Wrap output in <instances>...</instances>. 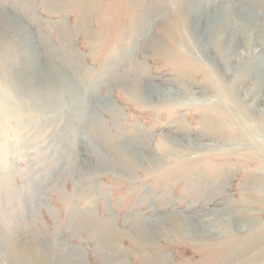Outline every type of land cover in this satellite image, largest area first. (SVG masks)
I'll use <instances>...</instances> for the list:
<instances>
[{
	"label": "rangeland",
	"instance_id": "374dc122",
	"mask_svg": "<svg viewBox=\"0 0 264 264\" xmlns=\"http://www.w3.org/2000/svg\"><path fill=\"white\" fill-rule=\"evenodd\" d=\"M198 2L201 30L210 17L231 14L264 24L263 12L254 10L264 0ZM150 4L155 17L145 13ZM175 8V0H0V23L15 20L29 32L25 49L15 41L0 53V264L11 263L3 235L29 243L51 263L62 248L78 264H225L218 248L182 241L167 218L183 217L197 235L216 233L211 223L224 226L229 217L245 227L239 239L264 231V89L255 105L258 95L246 97L255 81L264 84V28L251 30L260 68L241 83V70L225 66L206 43L193 44ZM47 45L61 55L50 60ZM125 59L139 66L148 103L117 82L135 74L133 65L125 71ZM33 63L52 64L78 87L77 113L65 94L59 115L18 88ZM176 141L186 147L177 148L180 160L165 151ZM114 144L136 154L135 168L119 167ZM78 216L108 224L115 249L76 223ZM228 229L209 244L226 248ZM254 256L248 264H264L263 251Z\"/></svg>",
	"mask_w": 264,
	"mask_h": 264
},
{
	"label": "bare ground",
	"instance_id": "6f19581e",
	"mask_svg": "<svg viewBox=\"0 0 264 264\" xmlns=\"http://www.w3.org/2000/svg\"><path fill=\"white\" fill-rule=\"evenodd\" d=\"M261 3L257 7L254 6V10L256 9V10L262 11L263 13L261 14V16H263L264 18V4H261ZM175 4H176V8H175L176 15L181 21V23L183 24V27L187 35L189 36L190 40L193 42V44L196 47H199V46L202 47V44L206 43L209 46V48L213 51L214 55L223 64L226 63L225 66L231 67L233 70H236V69L241 70L237 77V80L238 79L240 80V81L238 80L239 82L242 81L241 83H244L248 78L249 79L251 78L253 73L259 70L260 66L257 65L259 59L257 58V56H254L252 52L253 38L251 36V33H252L251 30H253L257 26L260 29H263L264 24L258 25L253 19V17H247V18L240 17V16L233 17V15L231 14V16L227 15L228 17L226 18L210 17L208 23L204 25V28H203L204 30L203 29L201 30L200 26L202 24L200 22L201 20L200 16L203 14L201 13L202 11H200L201 2H198L197 5H194L193 0H184L183 3L175 0ZM207 6H208V3L206 7ZM183 8H184V11L182 10ZM202 10L204 11V9ZM145 13L147 14L153 13L154 17L155 15H158V12L155 11V8L154 6H152V4L147 6V8L145 9ZM163 19L164 18L162 19L160 18L159 20L163 21ZM4 22L2 23L1 21L0 23V41L5 42L6 47L2 46V43L0 42L1 43L0 53L3 50H4V53L6 50L9 51L8 49H10L9 47H12L11 45H16L15 41L21 42L20 47H22V49H25V47L28 45L26 44V40L28 38L27 34L29 32H27V29L23 25V23L21 22L19 23L18 21L11 20L8 18H7V21L4 20ZM145 25H146V22L141 24L140 31L144 32ZM262 32H263L262 35L264 36V29ZM60 35H61L62 42H66L65 41L66 35L64 34V32L61 33ZM169 35H171L172 37L174 36L173 33H169ZM24 44H26V46H24ZM66 46L68 48V52L71 53L72 47L69 45H66ZM31 52L33 51H30L28 53H31ZM47 52H48V56L50 60L53 59L54 57L61 55L60 50H58V48L50 46V45H47ZM2 54L0 55V61L3 60ZM63 60L69 63V65L71 66L73 70H76L79 67L78 64L71 62L69 57L63 58ZM36 62H38V60H36ZM120 63L123 64L125 71L128 70L133 65V64L131 65L130 60H127V59H125L124 61L122 60ZM133 66H134L133 71H135V74L133 75V77L131 79H128L124 77V74H123L122 77L117 79V82L119 80V82L123 83L124 90L129 95H132L135 97L137 96L141 99L146 100L145 102L148 103L147 100L149 99V97L146 98L145 97L146 95H144L145 88L143 86L142 77H138L136 75V70H137V67L139 66H136L135 64ZM22 73L23 74H21V76L17 78L16 84L18 85V88L24 87L25 92L23 93H26L28 97L35 99L36 102L39 104L40 102H42L41 105L43 106V109H56L59 115L63 114V111L61 109L63 108V105H64L62 94H65L66 100L70 104V109L73 110L74 114L77 113V111L81 108V105L83 104V102L80 100V96L78 94V87H76V85L71 86V84H69V81L63 76L62 73H60L59 69H57L52 64H45V65L37 64L36 66H34V63L28 64L27 67H25V71L23 70ZM260 81H255V83H253L251 87H248L249 90L246 92V97L248 96L250 97L252 95H258V97L253 100L254 105H255V100L258 101V99H261L262 97V96L260 97V93L263 91L262 89H264V84L262 83V81L261 82ZM160 97H162V95H160ZM98 102L102 105H105V103L101 101H98ZM178 130H179L178 128L177 130H175L174 132L175 135L176 134L178 135L177 133ZM204 133L200 134L201 137H204ZM174 144H175L174 149H172L173 147H170L168 149H165V151L170 157L178 158L180 160L181 158L179 157H181L183 153L179 151L177 148L186 149V147L180 145L179 141H176ZM191 153L192 152H187L188 155ZM126 156L131 157L130 162H127ZM111 157L116 160L119 167L125 168L127 170H132L133 168H135L134 161L136 160V154L135 153L133 154L129 150H125L121 146H116L114 144L111 147ZM262 183L264 184V182ZM200 202L203 203L204 205L205 199L201 200ZM182 218H180V216H178L177 214L167 218V222L169 223V229L173 230L176 233V235L184 242H188L189 239L197 240L198 242H200L199 240H201L209 246L208 247L210 248L209 250H214V249L216 250V248H218L217 250L222 251L223 255H225L226 257L224 261L225 264H248L247 262L252 263L253 262L252 259H255L254 251L264 252V239H263L264 231H262L261 233L252 231L253 234L251 235L254 236V234L255 233L256 234L254 237H252L253 239L251 240L244 241V239L242 238L239 239L235 236L240 235L241 232L245 230V227L240 226L236 228L234 226V223L232 221L233 219L231 217H229L227 225H224V226H222L220 223H216V224L211 223L218 230L216 233L212 235L211 234L197 235L196 232H193V230L191 229L192 228L191 225L189 224L187 225V222L185 220H182ZM75 221H77L76 223L78 224L80 223L87 227L89 226L90 230H94V232L98 234V237H104L108 239V243H106V245L110 248L115 249L116 243L112 235V230L110 229L108 224L104 223V225H100L98 223L97 225L96 223H91L89 219H86L82 216L76 217ZM144 225L146 228L149 229L150 224L148 222L147 224H144ZM228 228H231V231H229L230 233L227 232V235L229 236V240L225 242L227 246L224 245V247L226 248H223V247L220 248L221 245L220 247H218V246L209 244L211 240H215V238L221 237L223 235L222 234L223 231L229 230ZM151 230H150V234H151ZM99 231H101L100 233L101 235L99 234ZM18 244L14 242L11 243V238L9 236L7 235L2 236L1 246L3 247V251H4L3 253L4 255L8 256L9 261L11 262L10 264H28V262H31L32 264H53V263L55 264H78L79 263V261L73 257V253H70V252L65 253L63 252L62 248L60 249V247H58L60 251H58L57 253L58 255L57 259L55 261L53 260L54 262L51 263V261L50 262L48 261L49 258H45L44 255L36 254L35 251L31 252L29 243L27 247L24 243H21L20 245ZM36 245H39V244H36ZM47 256H49V254L46 255V257ZM258 259L260 258L258 257ZM216 261L212 259L208 263L217 264Z\"/></svg>",
	"mask_w": 264,
	"mask_h": 264
}]
</instances>
